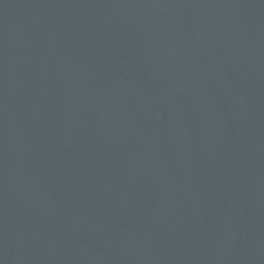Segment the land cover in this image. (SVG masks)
Here are the masks:
<instances>
[{"label":"water","instance_id":"water-1","mask_svg":"<svg viewBox=\"0 0 264 264\" xmlns=\"http://www.w3.org/2000/svg\"><path fill=\"white\" fill-rule=\"evenodd\" d=\"M0 264H264V0H0Z\"/></svg>","mask_w":264,"mask_h":264}]
</instances>
